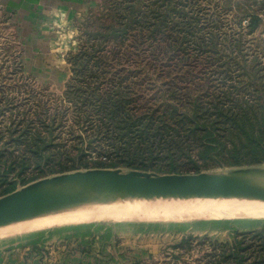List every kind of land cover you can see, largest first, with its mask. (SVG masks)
I'll use <instances>...</instances> for the list:
<instances>
[{
	"label": "rangeland",
	"instance_id": "1",
	"mask_svg": "<svg viewBox=\"0 0 264 264\" xmlns=\"http://www.w3.org/2000/svg\"><path fill=\"white\" fill-rule=\"evenodd\" d=\"M32 12L23 24L0 6V197L75 171L264 168L203 157L193 127L230 104L264 114V0H45ZM224 218L4 233L32 217L0 227V264H264V219Z\"/></svg>",
	"mask_w": 264,
	"mask_h": 264
},
{
	"label": "water",
	"instance_id": "2",
	"mask_svg": "<svg viewBox=\"0 0 264 264\" xmlns=\"http://www.w3.org/2000/svg\"><path fill=\"white\" fill-rule=\"evenodd\" d=\"M264 168L237 169L226 174H163L95 169L43 178L0 197V227L72 208L101 192L130 195L251 200L264 203Z\"/></svg>",
	"mask_w": 264,
	"mask_h": 264
},
{
	"label": "bare ground",
	"instance_id": "3",
	"mask_svg": "<svg viewBox=\"0 0 264 264\" xmlns=\"http://www.w3.org/2000/svg\"><path fill=\"white\" fill-rule=\"evenodd\" d=\"M259 181L264 185V176L260 177ZM219 217L264 219V203L228 199H177L174 201L162 197L101 192L82 201L77 206L35 217V219L9 228L10 230H6L4 233H29L45 228L86 223L93 220L113 222L151 219L158 221L162 219L164 221H179L193 218L216 219Z\"/></svg>",
	"mask_w": 264,
	"mask_h": 264
},
{
	"label": "trees",
	"instance_id": "4",
	"mask_svg": "<svg viewBox=\"0 0 264 264\" xmlns=\"http://www.w3.org/2000/svg\"><path fill=\"white\" fill-rule=\"evenodd\" d=\"M245 109L235 112V107L230 104L223 109L218 108L213 115L215 121L206 119L196 122L193 127L200 133L203 132V145L206 147L201 154L203 157H208L215 163L228 162L231 166L264 163V114L257 116L252 114L251 109L244 111ZM219 117L226 122H218ZM5 191L6 195L13 192L14 188Z\"/></svg>",
	"mask_w": 264,
	"mask_h": 264
},
{
	"label": "crops",
	"instance_id": "5",
	"mask_svg": "<svg viewBox=\"0 0 264 264\" xmlns=\"http://www.w3.org/2000/svg\"><path fill=\"white\" fill-rule=\"evenodd\" d=\"M45 0H0V6L4 10L15 13L16 19L25 24L27 20L33 17L32 10L44 8Z\"/></svg>",
	"mask_w": 264,
	"mask_h": 264
}]
</instances>
